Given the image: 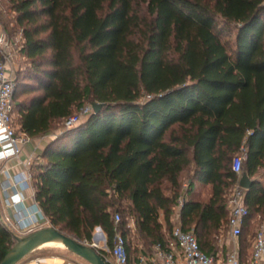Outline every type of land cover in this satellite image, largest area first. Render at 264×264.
Instances as JSON below:
<instances>
[{
	"label": "trees",
	"instance_id": "trees-1",
	"mask_svg": "<svg viewBox=\"0 0 264 264\" xmlns=\"http://www.w3.org/2000/svg\"><path fill=\"white\" fill-rule=\"evenodd\" d=\"M1 4L14 13L29 60L16 77L18 130L39 136L87 103L103 104L32 163L35 200L50 225L89 242L100 225L111 247L120 213L129 263L128 224L149 246L166 242L188 173L180 222L212 254L228 223L233 158L245 153L251 178L264 169V0ZM195 181L211 185L207 199L193 197ZM246 204L242 253L245 234L264 220L262 180ZM16 242L0 217V262Z\"/></svg>",
	"mask_w": 264,
	"mask_h": 264
},
{
	"label": "built area",
	"instance_id": "built-area-1",
	"mask_svg": "<svg viewBox=\"0 0 264 264\" xmlns=\"http://www.w3.org/2000/svg\"><path fill=\"white\" fill-rule=\"evenodd\" d=\"M22 37V36H21ZM0 49L2 57L0 59V175L7 173L11 178L8 184L4 186L6 190L12 189L10 196L11 206L15 210L14 218L7 212L4 223L9 227L14 224L18 230L30 232L40 224L41 218H46L42 209L35 203L31 211L25 205V196L22 194L24 188L33 184L32 160L25 162L26 171L23 175H11L6 168L7 163L19 158L24 145L30 137L24 131L18 130L15 122V71L18 66L15 61V52L13 39L6 32H0ZM94 106L87 103L81 109L66 118L64 130L77 126L80 122L86 120L92 113ZM62 131V132H63ZM246 158L245 153H239L233 158V169L237 173V180L234 183L227 206L229 210L228 226L231 238L234 240V246L224 256L218 254H207L199 245L197 237L193 231L185 230L182 224H176L166 242L154 244L155 258L163 264H264V223L261 224L252 240V245L246 258L243 257L239 239L243 231L249 209L246 204L247 188L240 184L243 172V163ZM183 198L180 199V206ZM115 233L112 246L104 248L105 258L111 264H128L129 254L127 249V240L123 231L118 227L121 221L120 213L115 214ZM129 226L134 224V221ZM142 261H147L148 257H142ZM32 264H46V262L37 257Z\"/></svg>",
	"mask_w": 264,
	"mask_h": 264
},
{
	"label": "crops",
	"instance_id": "crops-1",
	"mask_svg": "<svg viewBox=\"0 0 264 264\" xmlns=\"http://www.w3.org/2000/svg\"><path fill=\"white\" fill-rule=\"evenodd\" d=\"M1 30H4V29H3L2 24L0 22V32H1ZM54 139H55V135H53V133H51L50 131L45 133V134L39 135V136L30 137L29 141L24 145L23 151H22L20 157L14 158L7 163L6 168L8 169L10 174L11 175H23L26 171L25 162L28 161L29 159L32 160V163L37 161V160H41L42 159L41 156H42L44 150ZM10 179L11 178L9 177V175L7 173H2L0 175V206L6 207V211L9 213L10 217H12V219H13L15 210L10 205L11 204L10 196H11L12 192H14V191L12 189L6 190L4 188V186L6 184H8L9 181H12ZM253 179H260L261 180V178H258V177L253 178ZM199 185H204L209 190V193H208L206 198H200V199H207L210 195V192H211V185L206 184V183H202L200 181H195L193 193H195L197 191V188ZM22 194L25 196V205L27 206V208L29 210L32 211L34 209L35 203H36L35 189H34L33 184L24 188V190L22 191ZM9 208L11 209V212H9ZM180 211H181V206L177 205L175 207V213L173 216V221L176 224L181 223L180 222ZM0 217H2V216H0ZM39 219L42 221L43 218H41L39 216ZM160 220H161V222H163L165 224V219H164L163 213H161ZM41 221H40V223H41ZM130 223H132V222L130 221ZM131 227L134 228V224ZM10 228L14 232L15 231L24 232V231L18 230L14 224H12V226ZM165 228L166 227L164 226V232H165V236L167 239L170 232H168ZM95 243H97L99 247L101 246L98 242H96V240H95ZM239 244L241 246L240 239H239ZM153 246L154 245H150L148 249L143 248V250H141V253L139 255H135L132 253L131 257H130V261L128 264H163V262L161 260L155 258ZM233 246H234V240L231 238L229 226L227 223V229L225 232V236L224 237L218 236V239L216 241L215 251L213 253L218 254L219 256L222 257L225 254H227V252ZM48 247L49 246H44V247H40V248L34 250L32 253H30L29 255L24 257L17 264H32L33 260L37 257H40L41 259H43L46 262V264H89V262L87 260H85L84 258L80 257L79 255L71 252V250H69V249H68V251L73 253V256L70 254H66L65 250H52V248H48ZM249 250H248V252H249ZM248 252L244 251L242 253L244 258H246L248 256ZM145 256L148 257V260L143 262L141 258L145 257Z\"/></svg>",
	"mask_w": 264,
	"mask_h": 264
},
{
	"label": "rangeland",
	"instance_id": "rangeland-1",
	"mask_svg": "<svg viewBox=\"0 0 264 264\" xmlns=\"http://www.w3.org/2000/svg\"><path fill=\"white\" fill-rule=\"evenodd\" d=\"M2 9V12L4 14L3 18H2V22L3 20L7 21L10 20V24H9V29H5L4 26L2 25L3 29L6 30V32L10 35V37L13 39V44H14V52H15V61L16 64L18 66V69L15 71V76H19L21 75V77L23 76V74L25 72H28L29 70V65L28 62L29 60L23 56V54L21 53V47H22V43H23V39H22V32L21 30H19L18 26L14 23L13 18H14V13L12 11H6L4 4L0 5V10ZM2 24V23H1ZM22 80H24V78H21ZM64 130V123H62L61 125H59L58 127L54 128L53 130H51L50 132L53 133V135H55V138L60 135L62 133V131ZM188 173L185 174V177L183 178V183H182V188H181V196L180 199H182L185 195H186V191L188 190L189 187V179ZM258 178H261V180L264 183V169H262L258 175ZM198 192V193H197ZM209 193V190L207 189V187H205L204 185H199L197 188V191L195 193H193V197L196 198H206L207 195ZM230 196V195H229ZM6 207L0 206V216L1 220L4 222V219L6 218ZM264 223L263 221H260L259 218L257 217V221H256V227H259L261 224ZM51 226L50 222L48 221L47 218H43L41 223L36 226L32 231L42 228V227H48ZM134 228H132V231L130 233V243L131 246H133V254L135 255H139L141 253V250H143V248L148 249L149 245L148 243L143 240L142 238L138 237L136 235V233L133 230ZM227 227H222L220 230V237H224L225 236V232H226ZM30 231V232H32ZM256 228L252 233H247L245 234V243H244V251L248 252V250L250 249L251 245H252V240H253V236L255 234ZM30 232H19V231H15L17 237H23L27 234H29ZM96 232V228H94L93 231V235ZM83 241L87 242V243H95V239L92 236V240L91 242L87 241L86 239H82ZM99 244L101 246L105 247V244H108V240L102 238H99ZM108 247V245H107ZM48 248H52V250H65L66 254H70L73 256V253H71L70 251H68V249L66 248H62V247H58V246H51ZM90 264V263H89Z\"/></svg>",
	"mask_w": 264,
	"mask_h": 264
},
{
	"label": "water",
	"instance_id": "water-1",
	"mask_svg": "<svg viewBox=\"0 0 264 264\" xmlns=\"http://www.w3.org/2000/svg\"><path fill=\"white\" fill-rule=\"evenodd\" d=\"M102 103H95L94 109L98 111L102 107ZM254 179L244 172L240 179V184L248 190L253 185ZM9 212L11 209L9 208ZM98 233L106 240L107 236L100 225L96 226V232L93 235L98 240ZM53 235L58 240L67 245V249L87 260L90 264H111L99 252L97 243H87L78 237L63 232L53 226L42 227L36 229L23 237H17V242L9 253L4 257L0 264H17L24 257L32 253L34 250L42 247L43 241ZM107 244H105L106 246Z\"/></svg>",
	"mask_w": 264,
	"mask_h": 264
},
{
	"label": "bare ground",
	"instance_id": "bare-ground-1",
	"mask_svg": "<svg viewBox=\"0 0 264 264\" xmlns=\"http://www.w3.org/2000/svg\"><path fill=\"white\" fill-rule=\"evenodd\" d=\"M44 246H58V247H62V248H67V245H65L64 242H62L61 240H58L56 237H54L53 235H49L42 243V247Z\"/></svg>",
	"mask_w": 264,
	"mask_h": 264
}]
</instances>
